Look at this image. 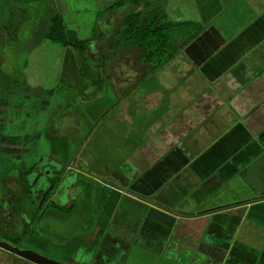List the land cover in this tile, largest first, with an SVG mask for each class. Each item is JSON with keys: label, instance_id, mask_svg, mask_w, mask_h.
Instances as JSON below:
<instances>
[{"label": "crops", "instance_id": "crops-1", "mask_svg": "<svg viewBox=\"0 0 264 264\" xmlns=\"http://www.w3.org/2000/svg\"><path fill=\"white\" fill-rule=\"evenodd\" d=\"M168 1L170 20L191 22L196 32L179 44L178 57L155 70L164 72L159 88L136 99L150 111L145 135L125 134L121 156L95 146L75 151L71 145L83 149L91 132L69 141L72 165L60 175L71 179L68 198L50 204L42 230L45 217L63 231L79 218L82 235L69 251L76 264L138 257L264 264V0ZM143 67L134 76L125 68L98 75L117 84L107 95L125 103ZM133 103L125 107L132 119ZM54 137L44 140L48 155L63 163L57 147L68 143Z\"/></svg>", "mask_w": 264, "mask_h": 264}, {"label": "rangeland", "instance_id": "rangeland-1", "mask_svg": "<svg viewBox=\"0 0 264 264\" xmlns=\"http://www.w3.org/2000/svg\"><path fill=\"white\" fill-rule=\"evenodd\" d=\"M168 2L137 0L136 5L135 0H0V180L7 173L13 175L0 181L1 187L5 183L13 190L18 168H33L32 163L39 155H48L51 147L44 140L55 139L54 135L68 143L57 147L66 157L64 164L69 161V141L75 137V142L85 140H80L84 132H91L89 144L80 150L73 143L75 151L85 154L95 146L94 152L106 151L118 156L125 150V134L130 133L133 138L145 135L142 130L148 125L150 111L141 99L136 104V99L144 92L158 89L164 72L160 76L158 71L147 70L143 65L151 67L149 62L163 60L169 54L177 56L181 51L179 44L190 34L181 31L183 26L175 25L184 21L170 20L166 10ZM238 3L236 0L235 4ZM157 7H162L157 20L173 23L167 27L169 37L164 49L158 55L154 50L148 62L134 44L136 40L131 37L134 32L124 31L122 20L140 10V20L145 18L144 22L148 23ZM54 36H63L68 43L50 38ZM69 42L79 44L74 46ZM177 57L174 61H178ZM139 65L144 68L143 72L127 92L125 103L114 94L107 95L106 89L113 90L117 84L102 79L99 72L112 75L125 68L134 76ZM175 98L176 92H173ZM128 102H135L134 119L126 117ZM136 107L141 112L137 116ZM85 109L93 111L88 113ZM119 116L126 119L118 122ZM130 125L133 126L130 128ZM8 138L17 143L7 144ZM51 218L45 217L47 223L41 231V228L35 230L34 225H40L42 219L28 226L29 234L35 232L33 242L19 245L33 246L41 255L68 264L69 251L73 248L71 240L82 235L83 227L76 223L79 218H75V224L70 228L69 223L64 224L67 229L63 231V224H56ZM3 228L0 240L15 244L10 238L15 233L10 234L7 226ZM127 264L166 263L138 257L130 258Z\"/></svg>", "mask_w": 264, "mask_h": 264}, {"label": "flooded vegetation", "instance_id": "flooded-vegetation-1", "mask_svg": "<svg viewBox=\"0 0 264 264\" xmlns=\"http://www.w3.org/2000/svg\"><path fill=\"white\" fill-rule=\"evenodd\" d=\"M33 168L30 169L31 179L28 183L17 181L14 184V189H9L8 185L3 183L0 185V231L3 232V227L7 226V231L12 235L11 240L15 241V244L5 242L12 247L19 250H32L38 253L37 248L30 245H19L26 241L33 242L32 238L35 232L29 234L31 228L28 226L40 221L50 208V204L53 202H61L62 198H68V189L71 185V180L68 186H63V181L69 179L68 175L61 173L66 169L68 164L64 162H58L54 157L49 155H39V157L33 161ZM26 170V169H25ZM8 177V178H7ZM13 175L7 173L2 175L0 181L10 179ZM66 187V190H64ZM55 189V190H54ZM2 190V191H1ZM5 194V195H4ZM4 195V196H3ZM49 205V206H48ZM47 206V207H46ZM35 230H42L41 224L34 225ZM11 230V231H10ZM16 231V232H12ZM40 254V253H38ZM68 261H72V254L69 253ZM88 256V255H87ZM77 260H73L72 263L76 264ZM71 264V262H69ZM68 263V264H69ZM78 263V262H77ZM0 264H37L24 257L19 256L16 252L0 247ZM80 264H84L81 263Z\"/></svg>", "mask_w": 264, "mask_h": 264}, {"label": "trees", "instance_id": "trees-1", "mask_svg": "<svg viewBox=\"0 0 264 264\" xmlns=\"http://www.w3.org/2000/svg\"><path fill=\"white\" fill-rule=\"evenodd\" d=\"M136 2H137V0H135V3ZM136 5H138V3H136ZM141 12L142 11H140V10H136V12L131 13L129 15H126L124 17V19L122 20V23H123L124 31L128 30V32H130V33L134 32L133 36H131V37H134V39L136 40V42L134 44L137 48L142 50L143 55L146 58H148L147 61L149 62L150 57L154 53V50L156 51V53L158 55L159 52H161L164 49L165 45L167 44L164 42H166V39H168V37H169L168 35H166V33H167L166 30H167V27L169 25H171L173 22H169V21L160 22L159 20H157L158 16L162 13V7H159V8L157 7V9L155 11H153V18L148 23L144 22L145 18L143 20H140V13ZM175 25H178L177 27L183 26L182 27L183 29L181 28V31H183L185 33L190 32V34H191L193 31L196 30V25H194L191 22H186V21L185 22H177V23H175ZM50 38H52L55 41H59L60 43H68V41H66V39L63 36H61L60 38L55 37V36L50 37ZM154 40H157L158 42L156 41V43H153ZM70 44L77 46L79 43H70ZM151 48H153V49H151ZM170 57H172V54H169L163 60H157L154 63L149 62L148 64L151 65V68L153 70H156L162 64H164V62H166ZM7 141H8L7 144H10L9 142H11L12 145L17 143V141H15L14 139L8 138ZM14 153H15V151H14ZM31 167H29V169H27L26 171L23 170L20 173L19 179L21 180V182H23V183L30 182L31 173H32V172H30Z\"/></svg>", "mask_w": 264, "mask_h": 264}, {"label": "water", "instance_id": "water-1", "mask_svg": "<svg viewBox=\"0 0 264 264\" xmlns=\"http://www.w3.org/2000/svg\"><path fill=\"white\" fill-rule=\"evenodd\" d=\"M70 180H71L70 178L65 179L62 183L63 186H68L70 183ZM64 190H66V187H64ZM157 205L160 206L159 204H157ZM0 247L8 249V250L13 251V252H16L19 256L24 257V258H26L30 261H33L37 264H63V263H60L58 261L47 258L41 254H38L32 250H19V249L12 247L11 245H9L5 242H2V241H0Z\"/></svg>", "mask_w": 264, "mask_h": 264}]
</instances>
